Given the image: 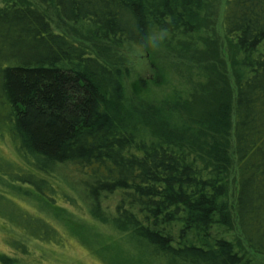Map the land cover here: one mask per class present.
Listing matches in <instances>:
<instances>
[{
	"label": "trees",
	"instance_id": "16d2710c",
	"mask_svg": "<svg viewBox=\"0 0 264 264\" xmlns=\"http://www.w3.org/2000/svg\"><path fill=\"white\" fill-rule=\"evenodd\" d=\"M36 1L66 22L85 23L91 37L138 47L161 33L193 37L201 8V0ZM222 29L239 57L231 128L223 106L220 119L172 127L171 114L129 107L118 72L57 31L37 6L0 0V140L19 158L0 154V173L54 202L66 195L52 171L71 167L100 215L102 202L116 195L112 222L138 260L264 264L212 235L229 222L225 136L232 130L235 216L247 244L264 254V0H225ZM0 194L7 198L0 217L25 238L61 243L49 222ZM8 244L29 253L22 240Z\"/></svg>",
	"mask_w": 264,
	"mask_h": 264
},
{
	"label": "rangeland",
	"instance_id": "374dc122",
	"mask_svg": "<svg viewBox=\"0 0 264 264\" xmlns=\"http://www.w3.org/2000/svg\"><path fill=\"white\" fill-rule=\"evenodd\" d=\"M25 1L37 6L57 31L88 48L118 72L129 107L171 114L172 127L189 129H194L192 126L202 117L220 119L218 115L223 114L224 107L231 128L239 57L222 29L225 0H201L198 31L193 37L180 41L161 33L155 41L139 47L98 40L91 37L85 23L62 20L51 4ZM231 132L225 136L230 157L225 198L229 222L215 228L212 235L231 241L254 263H264V254L251 248L243 238L235 216L237 171ZM0 154L8 161L19 163L7 139L0 140ZM52 174L54 186L66 195V200L46 201L26 184H17L0 173V192L25 211L49 222L62 239L58 244L25 238L19 228L0 217V264H159L138 260L132 242L112 222L116 195L102 202L101 216L90 208L78 186V174L71 167L57 165ZM6 199L0 194V204L5 205ZM23 222L35 225V221L24 219ZM172 231L177 234L176 228ZM12 238L22 240L29 253H15L8 244Z\"/></svg>",
	"mask_w": 264,
	"mask_h": 264
}]
</instances>
